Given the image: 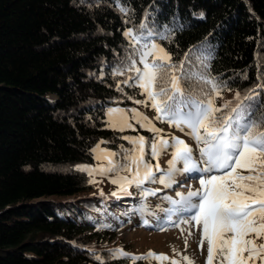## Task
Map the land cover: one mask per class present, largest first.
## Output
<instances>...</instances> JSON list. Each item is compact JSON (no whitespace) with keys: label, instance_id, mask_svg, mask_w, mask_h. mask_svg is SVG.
Returning a JSON list of instances; mask_svg holds the SVG:
<instances>
[{"label":"trees","instance_id":"obj_1","mask_svg":"<svg viewBox=\"0 0 264 264\" xmlns=\"http://www.w3.org/2000/svg\"><path fill=\"white\" fill-rule=\"evenodd\" d=\"M142 22L168 37L150 39L174 61L204 48L212 57L207 71L232 88L223 91L232 93L224 103L264 76V0H0V264H127L110 257L117 248L94 246L86 232L101 233L124 199L162 206L159 191L181 194L178 178L177 189L155 182L114 197L96 192L77 170L92 164L98 143L127 163L124 150L133 146L121 137L135 132L107 128L105 111H129L141 99L138 87L122 83L133 73L113 71L130 56L139 59L124 31L146 33ZM197 63L189 66L201 71ZM125 215L111 220L128 228L138 218Z\"/></svg>","mask_w":264,"mask_h":264},{"label":"snow or ice","instance_id":"obj_2","mask_svg":"<svg viewBox=\"0 0 264 264\" xmlns=\"http://www.w3.org/2000/svg\"><path fill=\"white\" fill-rule=\"evenodd\" d=\"M121 11L125 9L121 8ZM139 28L146 30V33L142 31L137 34L131 28L124 31L125 38L133 47L132 56L138 55L139 59L130 56V62L116 68L113 75L132 72L133 75L122 83L126 87H138L140 94L145 96V100L133 102L146 107L150 104L157 114L155 120L167 123L191 138L199 157L194 156L193 147L185 140L176 136L170 139L161 136L162 130L152 120L136 109H130L131 119L153 133V137H121L133 146L124 150L127 163L118 164L112 159L116 153L102 149L107 167L78 166L77 170L86 172L90 177L97 172L104 175L126 171L131 179L117 176L110 181L125 193L130 185L141 189L145 183L159 182L167 188L176 183L177 175L199 174V189H189L186 195L177 193L179 200L165 197L173 209L181 213L173 226L185 223L202 227L198 247L202 249L206 242V264H213L214 260L216 264H257V261L264 264V242L257 243V240L264 238V113L256 115L264 105V76H258L261 82L244 95L237 91L235 103L226 102L217 106L216 99L222 98L224 90L231 91L232 88L227 81L207 71L210 67L208 61L212 57L205 54L206 50L194 47L184 53L183 59L174 61L171 53L150 39L154 36L167 39V36L149 29L144 22ZM194 61L198 62L196 67L202 66L201 71H194L189 66ZM138 64L143 67H138ZM116 87L122 91L119 82ZM114 113H121L120 122H113L111 117ZM108 114V125L113 130L124 131L127 128L136 131L132 123L124 118L122 110L109 109ZM169 149L171 159L167 161V172H163L158 161L160 155ZM92 151L95 153L96 149ZM153 160L157 163L153 164ZM157 173L160 175L157 176ZM112 195L116 196L117 193ZM142 195L147 197L155 193L142 190ZM188 235L191 236L192 232L189 231ZM173 251L180 255L175 249ZM110 257L125 260L127 264H137L138 261H148L150 264L152 260L158 264L165 261L180 264L176 259L151 250L136 256L117 248ZM95 258L101 260L98 256ZM182 260L193 264L187 255H182Z\"/></svg>","mask_w":264,"mask_h":264},{"label":"rangeland","instance_id":"obj_3","mask_svg":"<svg viewBox=\"0 0 264 264\" xmlns=\"http://www.w3.org/2000/svg\"><path fill=\"white\" fill-rule=\"evenodd\" d=\"M143 66H141L142 68ZM141 91V90H140ZM232 93H226L222 95V98L216 99V105L220 106L224 104V102L230 98ZM140 100H145V96L141 95ZM109 109H120L122 110L124 118L127 120L128 123H132L133 127L136 131H132L131 129H125L124 131L113 130V128L109 127L108 121L110 120V116L108 114ZM132 109H136L138 112L142 113L144 116H147L152 123L159 129H161V136L166 138H171L172 136L179 137L191 147H193L194 155L198 158V150L196 149V145L191 138L184 135L182 132L178 131L175 127H169L167 123L160 122L155 120V116L157 115L156 112L149 106H145L143 104H136V106ZM132 113L124 108L118 107H110L107 108L105 111V122L107 128L117 131V132H135L132 137L136 136H144L142 134L145 129L141 128L135 120L131 119ZM114 123L121 121V113H114L111 117ZM139 129V130H138ZM153 137V133L151 134ZM145 137V136H144ZM99 145V148H97ZM96 149L94 153L92 151L93 162L89 165V168H99L101 166L107 167V161L103 159L104 153L101 151L102 149H106L111 152L108 148H106L101 143L96 144L93 148ZM94 157H100L99 159ZM114 160V156L112 157ZM171 159V149L168 150L166 153H162L159 158V165L160 168L165 171L168 170L167 161ZM118 163V162H117ZM120 163V162H119ZM157 161L153 160V164H156ZM177 167L179 168L180 165L178 164ZM159 173H157L158 175ZM183 175H186L183 178ZM197 173L191 174H180L177 175L176 180L178 179L179 182L182 183V191L181 194L186 195L189 189L196 190L199 189L200 185L198 182ZM117 176H127L131 179V175L126 171H118L113 173H107L104 175L99 174L98 172L93 176H89L90 180H93L92 184L96 188V192L100 193H114L122 194L123 192L120 191L118 185L111 183V179L116 178ZM189 178H193L194 180L189 181ZM151 183V182H150ZM150 183H145L144 185H150ZM175 185L176 189L180 184L178 182L174 183L172 187ZM127 186V187H131ZM158 196L160 197L162 206H157L154 202L146 203V202H136V200L131 201L132 199H124L125 201L121 202L122 206L117 210H114L113 213L109 214V220H107L100 230L97 232L99 234L93 233L92 231H87L86 235L91 237V240L95 242L96 247L99 248H121L128 253L131 254H138L139 256L146 254L150 250L156 254H163L167 255L170 259H176L180 262V264H187V262L182 260V255H187L190 257L193 264H206V257H207V245L206 242L201 249L198 247L199 241L201 239L202 227L201 226H192L185 223H180L179 226L174 227L173 224L176 223L180 217L181 213L176 212L173 209L170 201L165 199V197L170 198L171 200H179L178 198H174L173 196L165 195V191L161 190L158 192ZM115 197V196H114ZM125 205V206H124ZM131 211H135L137 213V217L134 220L129 222L128 228H119V226H115L112 222V216H118L120 212L125 213L127 216L128 213ZM124 221H121V224ZM120 224V225H121ZM123 225V224H122ZM164 230H161V229ZM104 230V231H103ZM183 231V235L181 232ZM191 231L192 235L189 236L188 232ZM185 239H187V249H185ZM264 242V238L261 240H257V243ZM176 250V253L180 255H176L173 250ZM149 264V262L147 263ZM150 264H158L157 261L152 260ZM163 264H169L168 261L163 262ZM213 264H216V261H213ZM257 264H260L257 261Z\"/></svg>","mask_w":264,"mask_h":264}]
</instances>
